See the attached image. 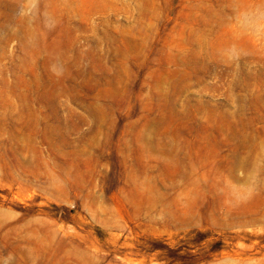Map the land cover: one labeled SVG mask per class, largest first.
Instances as JSON below:
<instances>
[{
    "label": "rangeland",
    "instance_id": "rangeland-1",
    "mask_svg": "<svg viewBox=\"0 0 264 264\" xmlns=\"http://www.w3.org/2000/svg\"><path fill=\"white\" fill-rule=\"evenodd\" d=\"M0 264H264V0H0Z\"/></svg>",
    "mask_w": 264,
    "mask_h": 264
}]
</instances>
